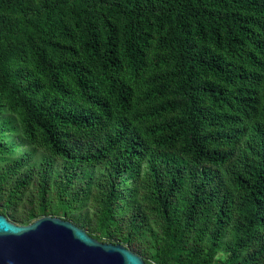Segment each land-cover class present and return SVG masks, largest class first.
<instances>
[{"label": "trees", "instance_id": "1", "mask_svg": "<svg viewBox=\"0 0 264 264\" xmlns=\"http://www.w3.org/2000/svg\"><path fill=\"white\" fill-rule=\"evenodd\" d=\"M2 104L56 158L116 156L115 182L151 162L167 244L148 264H207L232 209L231 256L258 243L243 264L264 262V0H0ZM213 203L203 258L173 257Z\"/></svg>", "mask_w": 264, "mask_h": 264}, {"label": "rangeland", "instance_id": "2", "mask_svg": "<svg viewBox=\"0 0 264 264\" xmlns=\"http://www.w3.org/2000/svg\"><path fill=\"white\" fill-rule=\"evenodd\" d=\"M165 157L169 164L179 160L172 153ZM117 165L116 156L99 165L83 166L50 155L41 146L29 143L21 135L18 117L0 105V208L7 218L29 224L33 216L61 217L81 228L84 225L83 229L102 242L118 241L149 262L157 261L167 243L154 200L151 162L141 160L134 169L123 171L115 182ZM190 197V189L183 182L171 199L176 218L183 219ZM214 210L215 203L201 211L184 246L173 257L181 261L196 248L203 258L209 246ZM236 217L237 211L232 209L223 248L207 264H243L259 245L238 250L235 258L231 256Z\"/></svg>", "mask_w": 264, "mask_h": 264}, {"label": "water", "instance_id": "3", "mask_svg": "<svg viewBox=\"0 0 264 264\" xmlns=\"http://www.w3.org/2000/svg\"><path fill=\"white\" fill-rule=\"evenodd\" d=\"M0 264H148L120 243L102 242L72 221L43 216L17 224L0 213Z\"/></svg>", "mask_w": 264, "mask_h": 264}]
</instances>
